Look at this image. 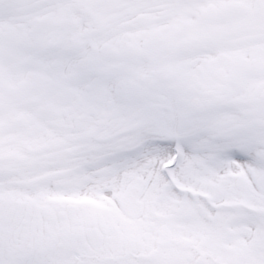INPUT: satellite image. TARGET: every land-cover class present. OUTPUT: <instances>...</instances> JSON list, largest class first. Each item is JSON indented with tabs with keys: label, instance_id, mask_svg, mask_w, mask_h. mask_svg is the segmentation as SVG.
Wrapping results in <instances>:
<instances>
[{
	"label": "snow or ice",
	"instance_id": "1",
	"mask_svg": "<svg viewBox=\"0 0 264 264\" xmlns=\"http://www.w3.org/2000/svg\"><path fill=\"white\" fill-rule=\"evenodd\" d=\"M0 264H264V0H0Z\"/></svg>",
	"mask_w": 264,
	"mask_h": 264
}]
</instances>
